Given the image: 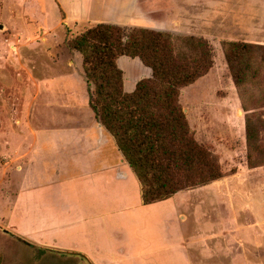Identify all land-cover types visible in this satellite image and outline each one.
Segmentation results:
<instances>
[{
  "label": "rangeland",
  "instance_id": "obj_1",
  "mask_svg": "<svg viewBox=\"0 0 264 264\" xmlns=\"http://www.w3.org/2000/svg\"><path fill=\"white\" fill-rule=\"evenodd\" d=\"M74 1L61 0L60 6L58 0H0V264H58L80 256L23 237L17 233L20 218L13 213L22 172L17 169L20 142L14 141L17 138L12 132L26 131V126L20 125L24 119L36 127L38 120L41 123L55 117H73L76 111L58 109L60 102L89 104L82 57L68 50L65 39L93 23H66L61 19L62 13L66 16L65 10L71 14L78 10ZM152 3L151 9L161 7L182 24L172 33L202 36L210 42L214 53L213 67L182 89L180 103L196 140L219 159L225 176L218 181L230 185L208 183L172 196L184 201L179 206L186 212L182 223L184 236L196 240L188 245V264H264V165L248 164L246 112L221 45L227 40L264 45V0H153ZM105 7L103 11L109 12V6ZM100 8L97 4L92 11L100 12ZM116 10L111 15L115 16ZM184 18L189 20L183 22ZM118 64L124 71L126 91L150 74L137 58L123 55ZM66 73L82 76L62 78ZM46 103L56 105L47 107ZM251 111L261 114L264 121V106ZM8 135L16 146L11 155L5 147ZM65 257L70 260H64Z\"/></svg>",
  "mask_w": 264,
  "mask_h": 264
},
{
  "label": "crops",
  "instance_id": "obj_2",
  "mask_svg": "<svg viewBox=\"0 0 264 264\" xmlns=\"http://www.w3.org/2000/svg\"><path fill=\"white\" fill-rule=\"evenodd\" d=\"M145 1L75 0L78 10L73 15L65 10L62 20L128 27L149 24L148 28L169 32L181 27L167 10L151 9L153 0ZM58 2L61 6V0ZM97 4L102 8L94 13ZM105 6L109 12L103 11ZM114 10L115 16L111 15ZM149 71L142 78L149 77ZM75 76L82 75H61ZM69 108L76 111L73 117L38 120L36 127L24 119L20 125L26 126V131L12 132L21 151L17 168L22 172L21 188L13 209L20 218L17 233L35 238L41 246L83 255L58 264H188V245L196 240L185 237L182 230L186 212L179 206L184 201L171 197L144 204L138 179L114 137L95 119L90 105L59 103L58 109ZM14 141L7 136L5 147L10 155L16 149ZM209 184L230 185L218 180Z\"/></svg>",
  "mask_w": 264,
  "mask_h": 264
},
{
  "label": "trees",
  "instance_id": "obj_3",
  "mask_svg": "<svg viewBox=\"0 0 264 264\" xmlns=\"http://www.w3.org/2000/svg\"><path fill=\"white\" fill-rule=\"evenodd\" d=\"M65 45L82 57L94 117L114 137L140 183L144 204L225 176L218 157L194 137L180 103L182 89L213 67V48L206 38L99 22L67 36ZM221 45L246 112L247 161L258 167L264 165V121L251 110L264 106V45L230 40ZM123 55L151 70L131 92L124 90L117 62Z\"/></svg>",
  "mask_w": 264,
  "mask_h": 264
},
{
  "label": "water",
  "instance_id": "obj_4",
  "mask_svg": "<svg viewBox=\"0 0 264 264\" xmlns=\"http://www.w3.org/2000/svg\"><path fill=\"white\" fill-rule=\"evenodd\" d=\"M0 27H2V26L0 25Z\"/></svg>",
  "mask_w": 264,
  "mask_h": 264
}]
</instances>
